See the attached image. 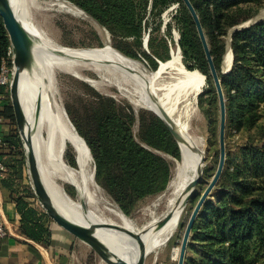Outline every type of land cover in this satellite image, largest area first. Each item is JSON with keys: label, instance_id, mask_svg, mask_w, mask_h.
<instances>
[{"label": "trees", "instance_id": "16d2710c", "mask_svg": "<svg viewBox=\"0 0 264 264\" xmlns=\"http://www.w3.org/2000/svg\"><path fill=\"white\" fill-rule=\"evenodd\" d=\"M71 1L112 31L134 35L138 40L141 39L143 11L148 3L154 11L170 2ZM177 1L180 5L178 20L182 53L186 59L197 61L201 71L211 81L194 19L183 0ZM190 1L220 78L225 99V127H232L241 133L243 142L238 148V156L231 160L225 137V162L216 183L219 194L216 200L206 199L203 202L190 232L183 264H264V19L231 33L232 67L227 74H221L219 69L226 43L223 38L231 28L255 16L264 5V0ZM10 46L0 16V68ZM148 58L156 69V61ZM159 58L166 60L169 57ZM8 64L12 67L11 62ZM8 95L7 87L0 85V129L5 142L0 146V156L8 154L15 160L11 165L5 164L8 171L0 177V187L9 190L10 199L15 202L22 232L49 245L52 235L49 217L32 206L26 195L17 191V180L24 166L23 148ZM79 132L95 160L98 180L112 193L122 209L130 208L138 198L163 188L167 164L135 139L129 115L99 111L93 131L88 134L81 129ZM158 133L164 142L149 140L147 144L179 156L180 149L175 138L174 141L162 129Z\"/></svg>", "mask_w": 264, "mask_h": 264}, {"label": "rangeland", "instance_id": "374dc122", "mask_svg": "<svg viewBox=\"0 0 264 264\" xmlns=\"http://www.w3.org/2000/svg\"><path fill=\"white\" fill-rule=\"evenodd\" d=\"M16 7L23 20L29 22L32 33L42 36L57 47H109L128 58L140 73H149L153 70L148 56L158 64L159 57L168 58L171 50L177 48L185 67L197 69L204 74L205 84L196 100V115L191 123L192 127L199 132L204 140L202 173L181 209L175 226L167 232L164 241L159 246L145 254L143 260V264H177L178 248L186 222L199 195L207 186L217 168L220 119L218 94L213 81L207 79V75L201 71L197 61L193 58L186 59L182 53L179 44L181 37V26L178 20L179 2L170 0L165 7L161 6V8L159 7L154 11L151 10L148 3L145 11H143L140 40L128 33L112 31L71 0H18ZM260 10H264V5L260 7ZM229 37L230 30L228 35L223 38L226 43L219 66L221 74H227L233 63L232 59L228 68L223 64L228 49ZM145 39L146 46L144 48L143 41ZM199 41L201 42L200 37ZM79 64L77 62L71 68L59 64L50 69L48 75L51 93H53L57 105L61 108L71 128L82 137L79 130L82 129L90 134L94 129L95 117L99 111L129 115L132 120L135 139L165 160L168 169L166 181L163 188L138 198L130 208L122 209L112 193L98 180L96 163L87 143L86 146L90 156L88 171H85V168L78 164L77 153L71 145H68L64 152L63 161L65 164L78 171L80 175L78 182H75L67 170L58 173L53 165L49 168V176L53 177L52 183L59 195L66 198L71 206L81 209L80 192L83 184V174L87 172L88 181L92 183L93 189L90 190V194H87L86 191L82 197L86 208L88 207L103 222L119 224L131 231L139 232L163 219L170 212L186 180V177L180 173H178L179 175L176 174V164H182V156L180 151L179 156L176 157L163 149L147 144L146 141L149 140L155 143L164 142V138L158 133L161 129L173 140L174 137L153 110L136 105V102L141 100L140 96L132 94L117 80L110 79L86 66L80 67ZM7 90L9 93V86ZM8 96L10 98V93ZM15 122L20 137L16 118ZM225 137L228 150L231 153V160H233L238 156V148L243 142L241 133L236 132L232 127H225ZM23 159L24 166L22 175L17 180V191L21 195H26L27 201L39 211L45 212L32 187L24 152ZM48 160L52 163L51 159ZM1 161L6 164L3 160ZM89 185L87 182L86 189H89ZM218 194L219 187L216 188L215 185L207 199L216 200ZM49 219L52 226L60 227L50 217ZM71 259L70 262L66 263L110 264L108 254L81 239L75 242Z\"/></svg>", "mask_w": 264, "mask_h": 264}, {"label": "bare ground", "instance_id": "6f19581e", "mask_svg": "<svg viewBox=\"0 0 264 264\" xmlns=\"http://www.w3.org/2000/svg\"><path fill=\"white\" fill-rule=\"evenodd\" d=\"M9 1L29 32L33 51L45 80L44 84L41 73L35 64L29 65L20 74L18 94L24 124L28 125L39 172L47 193L54 206L67 217L84 225L98 224L99 226L95 229L98 238L123 259L134 264L142 250L147 254L155 249L164 241L167 232L175 226L181 212L183 191L197 173V166L203 162L204 140L191 123L196 115L195 103L205 84V76L197 69L185 67L177 48L171 50L168 59L159 60L156 69L149 73H140L128 58L109 47H57L42 36L32 33L29 22L23 20L17 11L18 0ZM145 46L146 39L143 41V47L145 48ZM75 61L80 63V67L86 66L110 79L117 80L132 94L141 97L138 102L135 99L137 106H145L154 112L163 114L175 126L176 131L173 136L183 159L182 164H176V174L180 173L186 177V180L169 212L172 214L171 217H168V213L160 226L156 225L157 221L139 232H134L119 224L103 222L83 203L82 197L85 192L90 194V190L93 189L92 183L88 181L87 172L83 174L80 192L81 209L71 206L70 202L59 195L55 189L52 183L53 177L49 176L48 172L52 165L58 173L67 170L75 182L80 180L78 171L71 169L63 161L68 145H71L76 151L78 164L84 167L85 171H88L90 160L86 144L71 128L61 108L57 105L55 97L51 93L48 78L49 70L53 67L62 64L71 68L76 64ZM230 63L231 53L227 49L223 64L228 68ZM107 69L109 70L107 71ZM24 124L20 120L21 129L25 126ZM48 159H51L52 163ZM87 182L90 184L89 189H86ZM110 224L126 230L107 226ZM127 231L135 233L138 237L130 235ZM110 264L122 263L119 259L111 256Z\"/></svg>", "mask_w": 264, "mask_h": 264}, {"label": "water", "instance_id": "95a60500", "mask_svg": "<svg viewBox=\"0 0 264 264\" xmlns=\"http://www.w3.org/2000/svg\"><path fill=\"white\" fill-rule=\"evenodd\" d=\"M184 4L189 9L194 22L197 27V31L202 43V47L204 50V54L210 69L211 77L213 80V83L215 85L217 94H218V100H219V108H220V119H219V160L217 164L216 171L211 178V180L208 182L207 186L202 191L200 197L198 198L197 202L195 203L190 216L186 222L185 228L183 230V234L180 241V246L178 248L177 253V264H183L184 257H185V251L186 246L189 240L190 232L193 226V223L195 221V218L203 204V202L207 199L209 194L211 193V190L216 185L217 181L220 178V175L223 171L224 162H225V123H226V111H225V99H224V93L221 86L220 78L218 75V72L215 68L210 49L207 43V39L205 37L203 28L201 26V23L199 21L198 15L191 3L190 0H183ZM0 16L2 18L4 27L7 31V34L9 36L12 52H13V73L11 76V81L9 84V93H10V100L11 104L14 109L15 118L19 127L20 131V137H21V143L23 152L25 154L26 158V164L29 172V177L31 180L32 187L34 189L35 195L37 197V200L41 203V205L44 207L46 214L60 227L64 228L66 231L74 235L75 237L85 240L89 242L90 244H93L96 248L101 250L102 252L108 254L111 258V256L119 259L122 264H130L128 261L123 259V257L119 256L115 251L111 250L103 241H101L98 236L95 233V229L98 224H89L84 225L81 223H78L77 221H74L73 219L67 217L62 212L58 210L57 207L54 206L52 203L47 190L44 186L43 180L41 178L37 158L35 155V151L32 146L31 138H30V132L28 125L24 124V116L21 108V104L19 101V94H18V88H19V80H20V74L23 70L27 69L29 65L35 64L39 72L41 73V78L43 83L45 84L44 76L42 74L41 68L38 64V61L36 59L35 53L33 51V45L31 43V39L29 36V32L26 29V27L21 22L19 16L16 14L14 9L11 6V3L9 0H0ZM264 19V10H260L255 16L247 20L246 22L235 26L230 29V35L233 31L242 29L244 27L249 26L250 24L256 23L260 20ZM231 37L228 39V50L231 53V62L233 59V54L231 50L230 45ZM159 118L164 122L166 127L172 132L174 135V132L176 131L175 126L173 123L163 114H159L155 112ZM21 122L25 125L23 126V129H21L20 125ZM83 142L86 144L83 137H81ZM202 163L197 166V173L193 177V179L188 183V185L185 187L183 191V200L181 203V209L185 205V202L187 201L189 195L193 191L194 186L196 185L201 173H202ZM171 213H169L168 217H171ZM166 217L159 220L156 224L157 226H160L162 222L164 221ZM109 227L116 228L118 230H126L122 227H119L117 225H107ZM130 235L138 237L135 233L131 231H127ZM145 257L144 250L141 251L137 261L134 264H143V260Z\"/></svg>", "mask_w": 264, "mask_h": 264}, {"label": "crops", "instance_id": "0c3cea01", "mask_svg": "<svg viewBox=\"0 0 264 264\" xmlns=\"http://www.w3.org/2000/svg\"><path fill=\"white\" fill-rule=\"evenodd\" d=\"M0 160L7 165L15 162L8 154L0 156ZM15 206L9 190L0 187V219L7 229V235L0 239V264H67L72 260L73 246L79 238L49 222L50 244L38 242L22 232L20 214Z\"/></svg>", "mask_w": 264, "mask_h": 264}, {"label": "built area", "instance_id": "2783aa9c", "mask_svg": "<svg viewBox=\"0 0 264 264\" xmlns=\"http://www.w3.org/2000/svg\"><path fill=\"white\" fill-rule=\"evenodd\" d=\"M9 62L12 63V67L9 66ZM13 73V52L11 46L7 50V54L5 59L2 60L1 68H0V85H4L6 87L9 86L11 81V76ZM1 117H0V124H1ZM5 145V142L3 141V137L1 135V129H0V146ZM8 171L7 166L0 161V176L3 177L6 175ZM7 235V229L4 224V222L0 219V239L5 237Z\"/></svg>", "mask_w": 264, "mask_h": 264}]
</instances>
